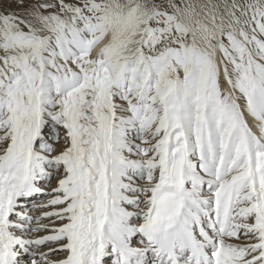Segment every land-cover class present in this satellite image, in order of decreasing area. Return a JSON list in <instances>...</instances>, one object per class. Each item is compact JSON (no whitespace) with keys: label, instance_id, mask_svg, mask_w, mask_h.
<instances>
[{"label":"snow or ice","instance_id":"snow-or-ice-1","mask_svg":"<svg viewBox=\"0 0 264 264\" xmlns=\"http://www.w3.org/2000/svg\"><path fill=\"white\" fill-rule=\"evenodd\" d=\"M0 264H264V0H0Z\"/></svg>","mask_w":264,"mask_h":264},{"label":"rangeland","instance_id":"rangeland-1","mask_svg":"<svg viewBox=\"0 0 264 264\" xmlns=\"http://www.w3.org/2000/svg\"><path fill=\"white\" fill-rule=\"evenodd\" d=\"M7 7V5H6ZM13 8H15V5H12ZM59 177H55L51 180L50 183H47L45 185H43L44 189L46 192H50L52 188H55L57 185V180ZM49 199V196L47 195H37L34 199L32 198V203H29L28 200H24V208L23 211H25L28 215L33 216L34 218L36 217H41L42 213L44 211H50L52 210L51 208H43L41 207L42 204L46 203V201ZM39 223L42 224H48L49 220L47 219H41L39 220ZM33 227H35V223H33ZM46 234L45 232H37V233H33V236H37V235H44ZM57 257V258H56ZM62 257V254H58L57 256L53 257V259H59Z\"/></svg>","mask_w":264,"mask_h":264},{"label":"bare ground","instance_id":"bare-ground-1","mask_svg":"<svg viewBox=\"0 0 264 264\" xmlns=\"http://www.w3.org/2000/svg\"><path fill=\"white\" fill-rule=\"evenodd\" d=\"M101 46H102V45H101ZM97 50H99V49H97ZM32 201H33L32 199H31V200H29V202H31V203H32ZM56 258H57V257H56ZM58 258H59V257H58Z\"/></svg>","mask_w":264,"mask_h":264}]
</instances>
